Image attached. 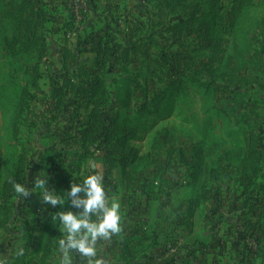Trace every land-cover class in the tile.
Instances as JSON below:
<instances>
[{"label": "rangeland", "instance_id": "obj_1", "mask_svg": "<svg viewBox=\"0 0 264 264\" xmlns=\"http://www.w3.org/2000/svg\"><path fill=\"white\" fill-rule=\"evenodd\" d=\"M97 5L88 0L75 10L70 0H16L0 21V179L25 169L26 187L46 175L54 190L69 177L79 182L82 170L108 175L106 193L131 205L143 199L146 213L189 229L190 197L217 192L227 176L242 175L237 170L264 167V0H125L121 13ZM11 12L19 15L14 23ZM127 75L130 109L118 112L142 121L119 131L120 149L138 151L123 177L119 157L107 155L117 143L97 134L80 140L93 123L90 112L97 119L104 101L116 104L124 89L117 83ZM97 79L107 94L93 93ZM166 87L167 102L158 94ZM164 103L167 109H155ZM195 170L204 190L189 189ZM164 197L167 208L152 205ZM37 199L35 192L14 196L31 203L27 210Z\"/></svg>", "mask_w": 264, "mask_h": 264}, {"label": "crops", "instance_id": "obj_2", "mask_svg": "<svg viewBox=\"0 0 264 264\" xmlns=\"http://www.w3.org/2000/svg\"><path fill=\"white\" fill-rule=\"evenodd\" d=\"M123 1L92 0V8L96 9V3L101 7L102 3L107 2L108 7L121 13ZM107 178L108 175L105 182L109 181ZM226 178L229 180L219 183L221 191L217 193L212 188L211 196L194 206L189 229L184 228L183 223L178 224L179 221L173 224V218H167L166 214L146 213L147 201L143 199L131 205L130 199L125 202L119 194L107 193L118 197L121 204L122 231L110 240L97 242V258L104 264H123L124 238L145 237L146 243H150L149 247L135 256L131 264H264V196L257 191V185L244 195L238 176ZM189 189L192 190L191 186ZM252 191L254 195L250 196ZM9 204L10 210L5 220L0 213V258H7L9 264H59L57 241L62 233L51 219L59 205L53 207L37 199L31 210H27L31 203H15L14 197ZM154 204L167 208V198H158L153 201ZM70 205L69 199L64 205L65 211ZM19 217L20 220L24 219V225L17 221ZM253 230L259 232V239L254 238ZM16 232L21 234L17 237L19 241L14 237ZM167 233L170 244H167ZM251 237L257 244L255 251L249 248ZM21 244L26 253L15 259L12 251ZM72 256L73 264H83L84 258L79 253L73 252Z\"/></svg>", "mask_w": 264, "mask_h": 264}, {"label": "clouds", "instance_id": "obj_3", "mask_svg": "<svg viewBox=\"0 0 264 264\" xmlns=\"http://www.w3.org/2000/svg\"><path fill=\"white\" fill-rule=\"evenodd\" d=\"M79 176L80 181L72 182L63 194L46 187V175L38 177L32 188L13 179L11 182L18 197L35 192L43 202L53 207L59 205L61 209L70 199L72 207L78 210H60L52 214L53 224L62 233L57 241L59 264H73V252L79 253L81 258L87 260V264H104L97 258V242L110 240L122 231L121 204L118 197L106 193L102 175H85L82 170ZM25 253L26 249L21 244L14 247L12 256L19 259ZM0 264H9V261L0 258Z\"/></svg>", "mask_w": 264, "mask_h": 264}, {"label": "trees", "instance_id": "obj_4", "mask_svg": "<svg viewBox=\"0 0 264 264\" xmlns=\"http://www.w3.org/2000/svg\"><path fill=\"white\" fill-rule=\"evenodd\" d=\"M15 2L16 0H10V1L0 0V21H3V18L5 17L8 7L13 5V3ZM209 16H210L209 22L211 24L214 23L215 21L214 13H210ZM18 17L19 15L15 16L14 13L11 12L10 19L13 23L17 20ZM3 41L4 43L2 44V47L7 49V46L10 43L6 35L3 37ZM106 50L109 51L108 48ZM112 52H114V50H112ZM120 84H122L121 88H123L124 86V89L123 91H120V90L117 91V101H116L117 103L116 104L107 103V105L104 106L103 104L106 103V101H104L103 104L101 105L102 108L99 109L100 111H103V112L99 113L97 119L92 118V112H90L89 119H93V123L91 122L86 123L87 129H85L83 133L81 132L80 141H82V143L84 144L86 141L92 139L93 134L94 135L97 134L96 137H99L103 142L117 143L118 147L112 148L107 155L112 156L111 160H116V157H119L117 160L119 161L121 170L123 171L121 174L123 175V177H126V175H128V172H125V168L136 158L138 151L134 148L132 149L131 147H128V148L122 147L120 149L119 131L127 132V127H130L131 125H133L132 122H136L137 120L138 121H142V120L139 118L133 120V117L129 116L128 111L126 113L122 111L118 112V110L130 109L129 107H130L131 102L129 101V98L124 99V95H123L125 94V92L131 89L129 85L130 76L127 75L124 78H122L117 83V86H119ZM1 87H4V86H1ZM14 91H15L14 96L12 98L13 100L12 114L13 116L18 117V114L21 111V101L15 95L20 94V92L17 88H15ZM95 91L97 92L100 91L101 93L107 94L108 91H106L105 89L103 79L96 80L93 93ZM131 91L132 89L130 90V92ZM158 94L166 95L165 97H166V102H167V87L165 90H160ZM118 95L120 96L118 97ZM164 108L167 109L166 103H164V105L157 104L155 107V109L159 111ZM111 112L112 113L115 112V114L112 115ZM137 112L139 113L140 110H137ZM92 131L94 132L92 133ZM128 138H129V135H126V133H124L120 142H122V144L124 145L125 142H127ZM237 171L239 174H242L241 176L239 175L238 177H239V183L243 189L244 195L247 194V192L252 186L257 185V191L264 196V167H261L258 165L254 167L253 169L245 168L244 171L243 170L242 171L237 170ZM199 173H200V170L199 171L195 170L194 174L192 175L193 183L190 182V186L192 190L193 189L195 190L197 189V187H199V182H200L198 180ZM25 174H26L25 169L18 172V169L16 168V170L13 171L11 175L7 176L4 179H0V181H2V185L0 186V213L3 215L4 220L6 219V216L10 210V204H9L10 199L13 198L16 194L13 190V185L11 182L12 179H10V176L13 175V180L15 182L23 183V179H24L23 177L25 176ZM72 182H74V179L71 177L67 178V181L57 182L55 186V191L57 192H60L61 190H64V192L67 191L70 188V185ZM201 190H204V188H202ZM211 191H212V188L211 189L209 188L207 189L206 192L201 191V193H199L198 195L190 197L189 202L193 204L192 208H194V206L200 200L202 201V200L208 199L211 196ZM60 210L65 211V206L63 209H61L59 206L57 209V212ZM68 210L76 211V209H74L72 205H70ZM253 235L255 239H259L260 234L258 231L253 230ZM149 245L150 243L148 242L146 243L145 237H125L124 243H123L122 255H121V262L123 260V264H131V261L135 258V256H137L141 251L146 250L149 247Z\"/></svg>", "mask_w": 264, "mask_h": 264}, {"label": "built area", "instance_id": "obj_5", "mask_svg": "<svg viewBox=\"0 0 264 264\" xmlns=\"http://www.w3.org/2000/svg\"><path fill=\"white\" fill-rule=\"evenodd\" d=\"M87 1L88 0H70L71 4H73V7H74L75 10H78L81 7H83ZM249 248L252 251H255L256 248H257L256 241H255V239L253 237L250 238ZM83 264H87V260L86 259H84Z\"/></svg>", "mask_w": 264, "mask_h": 264}]
</instances>
